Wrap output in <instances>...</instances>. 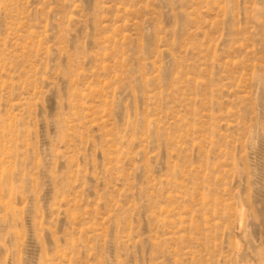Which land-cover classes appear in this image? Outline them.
Masks as SVG:
<instances>
[{
    "label": "rangeland",
    "instance_id": "1",
    "mask_svg": "<svg viewBox=\"0 0 264 264\" xmlns=\"http://www.w3.org/2000/svg\"><path fill=\"white\" fill-rule=\"evenodd\" d=\"M0 264H264V0H0Z\"/></svg>",
    "mask_w": 264,
    "mask_h": 264
}]
</instances>
